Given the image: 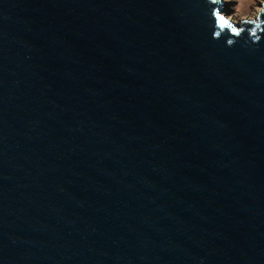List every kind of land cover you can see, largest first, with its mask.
I'll use <instances>...</instances> for the list:
<instances>
[{
	"label": "water",
	"instance_id": "1",
	"mask_svg": "<svg viewBox=\"0 0 264 264\" xmlns=\"http://www.w3.org/2000/svg\"><path fill=\"white\" fill-rule=\"evenodd\" d=\"M261 6L0 0V264H264Z\"/></svg>",
	"mask_w": 264,
	"mask_h": 264
},
{
	"label": "rangeland",
	"instance_id": "2",
	"mask_svg": "<svg viewBox=\"0 0 264 264\" xmlns=\"http://www.w3.org/2000/svg\"><path fill=\"white\" fill-rule=\"evenodd\" d=\"M264 0H236V10L224 8L233 19L257 20Z\"/></svg>",
	"mask_w": 264,
	"mask_h": 264
},
{
	"label": "snow or ice",
	"instance_id": "3",
	"mask_svg": "<svg viewBox=\"0 0 264 264\" xmlns=\"http://www.w3.org/2000/svg\"><path fill=\"white\" fill-rule=\"evenodd\" d=\"M219 19H220V21H221L223 24H228V23H229V21H228L224 16H220ZM232 31L235 32L236 29L233 28Z\"/></svg>",
	"mask_w": 264,
	"mask_h": 264
}]
</instances>
